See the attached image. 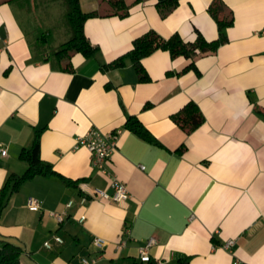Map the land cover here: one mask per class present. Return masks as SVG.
I'll use <instances>...</instances> for the list:
<instances>
[{"label":"crops","instance_id":"0c3cea01","mask_svg":"<svg viewBox=\"0 0 264 264\" xmlns=\"http://www.w3.org/2000/svg\"><path fill=\"white\" fill-rule=\"evenodd\" d=\"M164 1L127 0L129 14L120 17L110 14L109 0H80L84 12L100 13L84 28L99 51L93 58L73 52L60 63L53 54L72 36L61 22L65 2L0 0V145L7 149L0 190L27 170L20 154L37 130L41 157L58 173L24 182L0 213V249L6 241L20 246L21 264L142 262L140 248L152 238L143 264L186 256L190 264H264V0H223L234 24L217 52L195 58L200 75L184 72L189 59L162 50L144 60L150 82L139 80L130 60L102 68L150 30L218 38L213 0H181L170 11L158 7ZM189 101L205 117L190 133L171 117ZM130 116L160 144L127 130ZM92 128L122 130L109 176L77 144ZM113 178L127 185L126 201L96 193H111ZM31 198L42 209L29 208ZM95 237L106 240L102 249Z\"/></svg>","mask_w":264,"mask_h":264},{"label":"trees","instance_id":"16d2710c","mask_svg":"<svg viewBox=\"0 0 264 264\" xmlns=\"http://www.w3.org/2000/svg\"><path fill=\"white\" fill-rule=\"evenodd\" d=\"M20 4H26V0H15ZM67 6V22L72 31V36L64 42L61 47L54 52L53 57L60 63L66 61L73 52L81 53L86 58H93L97 55L99 48L94 46L88 39L85 33V24L90 18L100 16L97 11L84 12L81 8L80 0H63ZM111 15L125 17L129 14L131 4L127 0H109ZM181 0H165L158 3V7H165L167 11L174 9ZM28 2V1H27ZM165 10V11H166ZM209 12L218 25L219 36L214 40H207L200 31H196V39L187 41L181 37L179 33H174L168 38L163 37L154 30L146 32L144 35L136 38L132 47L128 52L121 55L114 61L104 64L102 68L105 70L119 68L130 60L135 67L139 80L141 82H150L151 77L144 65V60L162 50L170 53L172 57L183 56L190 60V63L185 67L184 72L196 71L201 74L196 66L195 58L198 55L215 53L219 47L228 41L226 31L234 24V14L228 10L223 0H213L209 6ZM162 13L164 10L162 9ZM66 69H70L69 63L65 65ZM174 122L187 132H192L201 126L205 117L200 107L194 102L189 101L178 112L172 116ZM124 127L137 134L144 140L160 144L157 138L145 127V125L134 116L128 117ZM41 134L42 130H37L30 146L25 147L20 158L27 163V170L23 174H11L3 187L0 190V213L8 205L10 196L19 190L21 185L27 180L33 179L36 176H53L58 173L53 167L44 161L41 157ZM184 149V148H181ZM67 183H72L70 179H66ZM23 249L11 242H4L0 249V264H21L20 257ZM190 257L186 256L179 259L175 264H190ZM132 260L131 264H143ZM151 264V262H149Z\"/></svg>","mask_w":264,"mask_h":264},{"label":"built area","instance_id":"2783aa9c","mask_svg":"<svg viewBox=\"0 0 264 264\" xmlns=\"http://www.w3.org/2000/svg\"><path fill=\"white\" fill-rule=\"evenodd\" d=\"M122 133L121 129H116L110 132H104L99 128H92L86 134L79 135L77 137L78 146L86 147L92 154V164L99 170L102 174L109 176L110 175V162L112 160V155L118 147V141ZM7 149L0 145V156H6ZM110 187L112 189L111 193H107L105 190L98 189L96 193L100 195L101 198L111 200L116 203L126 201L130 198L131 194L127 185L119 180L118 178H113L110 181ZM87 202V198L83 197L81 200L82 204ZM71 205V202L68 203V206ZM28 207L33 210L42 209V202L38 199L31 198L28 202ZM51 216H54L58 222L64 221V216L61 213L51 212ZM83 220V218L81 219ZM61 241L60 238L57 239ZM155 242L152 238L150 239L146 246L140 248V258L142 261H149L148 248ZM93 243L100 249L104 247L107 243L101 237H95ZM234 244L233 240H229L226 243L227 248H231ZM47 246H50L47 244ZM238 263V262H237ZM83 264H89L87 259H83Z\"/></svg>","mask_w":264,"mask_h":264},{"label":"rangeland","instance_id":"374dc122","mask_svg":"<svg viewBox=\"0 0 264 264\" xmlns=\"http://www.w3.org/2000/svg\"><path fill=\"white\" fill-rule=\"evenodd\" d=\"M62 1H63V0H62ZM62 4H63V2H62L61 4H59V5H60V7H63V6H62ZM57 7H58V6H57ZM57 7H56V6H53L51 9H53V8H54V10H55V11H57L56 9H59V10H61V8H57ZM64 7L66 8L65 4H64ZM62 18H63V19L61 20V22H62V21H63V22L65 21V22H66V24H67L68 22H67V19H66V17L64 16V17H62ZM60 19H61V18H60ZM65 19H66V20H65ZM63 22H62V23H63ZM67 25H68V24H67ZM68 27H69V26H68Z\"/></svg>","mask_w":264,"mask_h":264}]
</instances>
